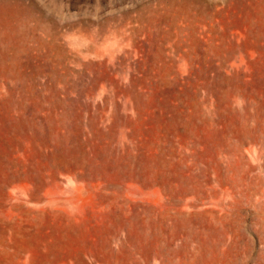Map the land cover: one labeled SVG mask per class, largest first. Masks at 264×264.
Listing matches in <instances>:
<instances>
[{
  "label": "rangeland",
  "instance_id": "1",
  "mask_svg": "<svg viewBox=\"0 0 264 264\" xmlns=\"http://www.w3.org/2000/svg\"><path fill=\"white\" fill-rule=\"evenodd\" d=\"M0 264H264V0H0Z\"/></svg>",
  "mask_w": 264,
  "mask_h": 264
}]
</instances>
